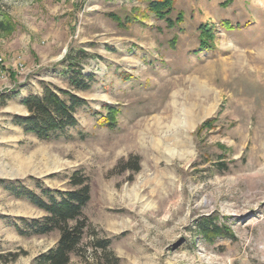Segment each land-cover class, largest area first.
I'll return each mask as SVG.
<instances>
[{
    "label": "rangeland",
    "instance_id": "374dc122",
    "mask_svg": "<svg viewBox=\"0 0 264 264\" xmlns=\"http://www.w3.org/2000/svg\"><path fill=\"white\" fill-rule=\"evenodd\" d=\"M150 1L0 0L10 25L0 29V264H32L58 240L19 234L21 219L45 213L13 186L65 192L75 172L91 198L71 264H107L97 240L111 242L117 264H264V0H168L173 27L149 13ZM71 59L93 77L76 93L86 104L74 128L38 140L14 118L44 86L72 89ZM195 79L211 95L198 96L191 127L173 126ZM156 134L187 153L157 155L148 148ZM202 219L232 237L205 241Z\"/></svg>",
    "mask_w": 264,
    "mask_h": 264
},
{
    "label": "trees",
    "instance_id": "16d2710c",
    "mask_svg": "<svg viewBox=\"0 0 264 264\" xmlns=\"http://www.w3.org/2000/svg\"><path fill=\"white\" fill-rule=\"evenodd\" d=\"M170 8V1L166 0L161 3L154 0L150 1L147 10L158 19L167 21L168 27H173L174 23L170 25L167 19ZM0 14L3 18L0 21V29L7 31L10 25L6 14H2L1 11ZM70 61L67 65V76L72 89L63 90L44 86L39 95L22 100L21 104L27 114L14 118L17 126L21 127L25 133L34 135L38 140H48L56 133L74 128L77 125L76 112L86 104V101L76 93L89 90L93 77L82 75V71L74 64V59ZM5 101L4 99L3 103ZM69 184L72 189L68 191L51 192L44 189L41 191V196L30 191L24 192V189L16 185L10 190L16 197L26 199L45 213L41 219H21L23 226L17 227L19 234L41 237L53 232L58 233L56 244L34 258L32 264H71L72 256L79 258L82 256L83 240L89 229L83 210L91 198L90 181L84 175L75 172L71 175ZM196 231L208 242H213L217 238L232 237L226 227L218 225L212 219H202L196 224ZM110 244L109 240H97L92 247L96 252L101 251L104 254L107 264H113V260L114 264H117L116 259L112 260L109 257L111 255L108 251Z\"/></svg>",
    "mask_w": 264,
    "mask_h": 264
},
{
    "label": "bare ground",
    "instance_id": "6f19581e",
    "mask_svg": "<svg viewBox=\"0 0 264 264\" xmlns=\"http://www.w3.org/2000/svg\"><path fill=\"white\" fill-rule=\"evenodd\" d=\"M195 85H194V88H192L191 89V91L190 92H188V91H184V90H180L179 92H181V91H184L183 92V94L185 95L184 96V98H183V100H184V102L182 103V108H177V106L175 105L176 103H175V101L174 102H171V104L169 105V104H166L167 105V108L168 107H171L172 105H175L176 107L175 108H177V110L178 109H180V111H178V114H179V112H181L182 114H180V115H177L176 117H174V118H172V116H170L167 120H170L171 122H172V124H173V126H178V127H183V128H186L187 126L188 127H191L194 123H195V121L198 119V111H199V109L201 108V105H199V104H197L198 102V96H201V95H207V94H210L211 95V93H210V88H208V85H207V82H206V84H205V82L203 83V82H201L200 80H197V79H195ZM175 94V93H174ZM175 95H177V94H175ZM173 96V95H172ZM193 97L194 98V100L196 99V102H194V103H192V104H190V102H187L188 100H189V98L190 97ZM205 97H203V99H204ZM208 98V97H207ZM186 99H188L187 101H186ZM201 99V98H200ZM199 99V100H200ZM209 99V98H208ZM214 99H215V97H214ZM191 100V99H190ZM208 101V100H207ZM165 106V105H164ZM212 107V105H210V107L208 108V111L210 110V108ZM214 107V106H213ZM212 107V108H213ZM173 109H174V107H172ZM202 108H203V110H204V106H202ZM211 108V109H212ZM176 110V111H177ZM163 111H164V109H163ZM207 110L203 113V114H207V112H208ZM168 112H169V109H168ZM177 113V112H176ZM146 119V118H145ZM155 120V128L156 127H159L160 129H161V127H160V125H161V119L160 118H157L156 116L155 117H153L152 118V120ZM151 120V121H152ZM145 121H148V119H146V120H142L138 125H136L137 126V128H140L141 129V127L142 126H144V123H145ZM148 123V122H147ZM154 123V122H153ZM139 125H140V127H139ZM138 130V129H137ZM149 130L151 131L152 129H150L149 127H145L144 128V132H141L139 135H137L136 136V138H138V136H142V135H148L149 134ZM138 132V131H137ZM159 133V131L157 130V134ZM155 134V133H154ZM157 134L155 135V136H152V140H151V144L149 145V147L148 148H150V150H153L154 151V153H156L157 155H160V154H165V155H167V156H170V158L171 157H173V156H175V155H178L179 157H181V156H183V153L184 152H186V148H187V146L186 145H183L182 143H181V141H179V140H176V142H174L175 144H176V146H174V145H172V146H174V147H172L169 143V141H168V137H167V139H166V137H164L163 136V138H160V137H157ZM175 134V133H174ZM150 136V135H149ZM159 136V135H158ZM177 136V135H176ZM146 138V137H145ZM139 139V138H138ZM148 141V140H147ZM185 142V141H184ZM133 146H134V144H133ZM135 147H138V148H142L143 147V145H141V144H138L137 142H136V144H135ZM147 148V149H148ZM179 148V150H180V148H182V150H180V153H178V151L176 150V149H178ZM186 149V150H185ZM149 150V149H148ZM147 150V151H148ZM176 150V151H175ZM152 152V151H151ZM146 153H148V152H146ZM187 153V152H186Z\"/></svg>",
    "mask_w": 264,
    "mask_h": 264
}]
</instances>
